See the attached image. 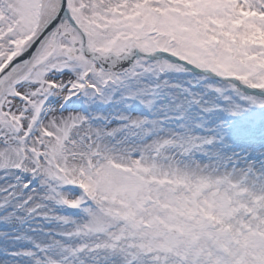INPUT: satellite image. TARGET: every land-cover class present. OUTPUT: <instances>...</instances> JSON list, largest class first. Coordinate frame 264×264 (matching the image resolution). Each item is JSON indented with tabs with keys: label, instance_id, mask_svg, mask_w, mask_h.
<instances>
[{
	"label": "snow or ice",
	"instance_id": "1",
	"mask_svg": "<svg viewBox=\"0 0 264 264\" xmlns=\"http://www.w3.org/2000/svg\"><path fill=\"white\" fill-rule=\"evenodd\" d=\"M0 264H264V0H0Z\"/></svg>",
	"mask_w": 264,
	"mask_h": 264
}]
</instances>
